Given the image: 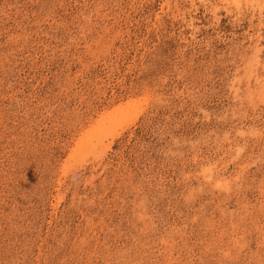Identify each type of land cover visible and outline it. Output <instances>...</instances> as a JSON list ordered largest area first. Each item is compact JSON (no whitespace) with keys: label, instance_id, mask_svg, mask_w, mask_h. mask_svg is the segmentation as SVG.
Returning <instances> with one entry per match:
<instances>
[{"label":"rangeland","instance_id":"374dc122","mask_svg":"<svg viewBox=\"0 0 264 264\" xmlns=\"http://www.w3.org/2000/svg\"><path fill=\"white\" fill-rule=\"evenodd\" d=\"M0 264H264V0H0Z\"/></svg>","mask_w":264,"mask_h":264},{"label":"bare ground","instance_id":"6f19581e","mask_svg":"<svg viewBox=\"0 0 264 264\" xmlns=\"http://www.w3.org/2000/svg\"><path fill=\"white\" fill-rule=\"evenodd\" d=\"M131 113H133V112H131ZM131 113H130L129 108H126V107L121 108L117 112L112 113L109 116H107V118H101L100 120H98V124L96 127H94V129L104 130L106 132V134H108V136H110L112 139L115 135H117L119 133L120 130H122V127L125 124H127V122H129L130 120H132L133 118H135L139 114V113H137V114L136 113L131 114ZM104 131H102V133ZM108 147H109V145H108Z\"/></svg>","mask_w":264,"mask_h":264}]
</instances>
